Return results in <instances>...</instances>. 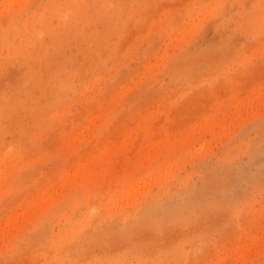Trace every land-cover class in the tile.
I'll list each match as a JSON object with an SVG mask.
<instances>
[{"label":"rangeland","instance_id":"374dc122","mask_svg":"<svg viewBox=\"0 0 264 264\" xmlns=\"http://www.w3.org/2000/svg\"><path fill=\"white\" fill-rule=\"evenodd\" d=\"M0 264H264V0H0Z\"/></svg>","mask_w":264,"mask_h":264},{"label":"bare ground","instance_id":"6f19581e","mask_svg":"<svg viewBox=\"0 0 264 264\" xmlns=\"http://www.w3.org/2000/svg\"><path fill=\"white\" fill-rule=\"evenodd\" d=\"M156 206H157V205H156ZM173 209H174V208H173ZM173 209H172V210H173ZM153 210H154V209H153ZM157 211H158V210H157ZM157 211H156V212H157ZM156 214H157V213H156ZM167 214H168V213H167ZM144 218H145V217H144ZM224 247H225V245H224ZM224 247H223V248H224Z\"/></svg>","mask_w":264,"mask_h":264}]
</instances>
